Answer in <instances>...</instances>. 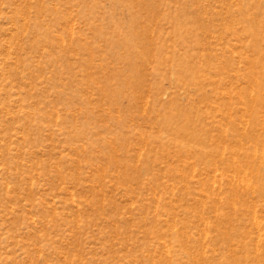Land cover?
I'll return each instance as SVG.
<instances>
[{"label": "rangeland", "instance_id": "374dc122", "mask_svg": "<svg viewBox=\"0 0 264 264\" xmlns=\"http://www.w3.org/2000/svg\"><path fill=\"white\" fill-rule=\"evenodd\" d=\"M0 264H264V0H0Z\"/></svg>", "mask_w": 264, "mask_h": 264}]
</instances>
